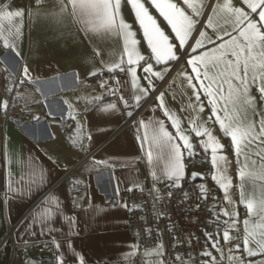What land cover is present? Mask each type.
Listing matches in <instances>:
<instances>
[{
	"label": "crops",
	"instance_id": "obj_1",
	"mask_svg": "<svg viewBox=\"0 0 264 264\" xmlns=\"http://www.w3.org/2000/svg\"><path fill=\"white\" fill-rule=\"evenodd\" d=\"M138 2L154 26L147 18L141 24L127 0H120L117 17L127 27L114 25L111 30L100 27L99 19L74 15L68 0H49L40 6L0 0V10L5 5L8 11L23 10L22 16L0 27L5 91L1 103L8 104L6 110L0 108V264H44L48 257L50 264H81L80 258L83 264H163L160 248H137L128 228L125 193L151 179L172 180L166 170L172 146L184 143L181 136L192 145L191 154L180 149L183 176L190 175L194 166L187 159L206 153L211 181L223 198L215 212L224 228L204 251L211 257L203 253L198 264H264V255L249 256L243 250L245 236L259 233L264 225L247 207L251 201L257 209L264 199V179L258 175L264 145L254 142L237 156L232 137L224 134L217 119L225 126L232 119L255 123L264 119V101L253 87L249 94L256 97L254 110L234 109L216 94L215 84L208 95L188 63L196 59L203 66L202 56H219L234 47L227 36L223 42L216 39L225 29L232 31L234 17L223 4L249 13L250 9L243 0ZM168 4L197 21L183 45L168 18H174L177 28L186 22ZM209 40L224 47L216 49ZM156 41H160L159 63L153 52ZM197 41L204 47H197ZM169 44L174 45L171 53L176 59H168ZM133 49L129 64L128 51ZM149 65L151 72L144 70ZM120 69L129 76L134 102L147 100L141 114L126 124L130 113L117 96L115 78L109 82L105 77L106 71ZM161 124L172 137L167 145L156 139ZM193 129H206L223 147L213 153L209 136H197ZM241 171L246 174L241 176ZM225 231L228 242L223 239Z\"/></svg>",
	"mask_w": 264,
	"mask_h": 264
},
{
	"label": "snow or ice",
	"instance_id": "obj_2",
	"mask_svg": "<svg viewBox=\"0 0 264 264\" xmlns=\"http://www.w3.org/2000/svg\"><path fill=\"white\" fill-rule=\"evenodd\" d=\"M127 2L136 10L137 18L140 20L141 24H143L144 19L147 18L151 21L152 26L155 25V21L148 15V11L144 8L142 3H139L138 0H127ZM68 3L72 6L74 15H87L89 17L99 19L101 22L99 25L100 27L108 30H111L114 25L121 29L127 27L123 21H117L120 0H68ZM185 3H188V0H185ZM243 3L247 5L248 9H250V13L241 8H233L230 3H225L221 6L223 9L228 10L232 14L234 21L231 25L232 31L229 32L225 29L224 34L222 36H218L216 39L223 42L224 37L227 36L229 39L233 40L235 43L232 50L225 51L219 56H216L215 53H213L212 56L207 59L202 56L200 60L204 61L203 66L200 61L196 59L189 60L188 63L193 66V71L196 72L195 79L199 82L200 86L206 90L208 95L212 94L211 88L212 85L215 84L216 94L221 97L222 101L226 99L227 102L231 103L233 108L237 110L241 107H251L254 110L256 97L249 94L251 88L255 87L256 92L259 93V99L264 101V0H255V2H253V0H243ZM155 7L160 8L161 6L159 4H155ZM166 7L174 9L176 15L183 17L186 22L180 28H177L174 23V18H168L169 23L173 25L174 29H176L177 36L180 37V45H183L185 42L184 36L194 29L197 21L193 20L189 16H185L184 12L177 8L174 4H168ZM209 7H211V5H209ZM6 9L7 6L5 5L4 10H0V27L4 25L5 21H11L14 17H20L23 15V10L8 11ZM251 13H254L257 18L254 19L251 16ZM196 14L199 15L200 12L197 11ZM155 31L159 33L163 40H167V37H164L163 33L159 32V29H155ZM182 32L184 35H181ZM233 33H235V35H233ZM145 35H149V28L147 25H145ZM200 35L203 36L204 34L200 33ZM150 43H152L151 37ZM196 43L197 47H204L200 41H197ZM209 43L213 44L216 49L224 47L223 43L217 45L214 40H209ZM180 45H175V47L178 49ZM172 47H174V45H168V59L170 60L177 58L175 54L171 53ZM189 47H191V45H189ZM193 51H195V49H193ZM153 52L157 53L156 58L159 63L161 60L160 41H156L153 44ZM134 54V49L128 51L129 64L133 62L131 57ZM140 59H143V57H140ZM116 67H119V65H116ZM144 70L151 72V65ZM25 73L27 74V69H25ZM153 75L163 78L160 73H153ZM191 79L193 78L189 77L190 82ZM225 83L228 84L227 90L224 88ZM192 87L194 89L193 94L196 96V99L199 100L200 94L195 91L196 85H192ZM226 91L227 97L225 98L224 93ZM209 102L212 103L213 101L210 100ZM7 107L8 104L6 101L0 103V108L6 110ZM256 115L258 117L260 116L259 113H256ZM217 119L221 124V128L224 130V134L232 137L237 156L243 155L244 148L254 142L264 145V119H257L255 123L247 121L246 118L244 120L232 119L229 121L227 126H225V122L220 120L219 117H217ZM193 130L196 132L197 136H209L211 144L215 145V147H212L213 153L216 152L217 148L223 147L216 142L215 138L212 137L211 133L206 129L204 132L197 129ZM171 138V135L164 130L163 125L161 124L156 137L158 142L167 145L169 144ZM181 138L184 140V143L183 145L172 146L171 159L166 170V176L169 179H172L173 186L178 183L179 179L184 174L183 165L180 162L181 147L187 149L191 154L192 145L188 142L187 137L181 136ZM256 155L261 156L260 153H257ZM220 159H223V157H220ZM261 160L264 161V156H261ZM253 164H255V161H253ZM244 167L247 168V165ZM245 174L246 173L244 171L240 172L241 176ZM249 174L256 175L257 173ZM258 175L261 179H264V163L261 164ZM198 176H201V174L195 172L192 173V177L194 179ZM213 178L215 179V177ZM201 191H204L203 186H201ZM247 207L250 213L256 211L257 219L264 221V199L260 201V206L257 209H254V205L251 201H249ZM224 214L228 215L227 212ZM244 223L247 224V221ZM234 224L235 221L232 226H234ZM223 239L225 242H228L230 239L228 231L224 232ZM217 244L218 241L213 242L212 247L216 248ZM250 244H255L256 248L250 247ZM235 247L239 250L241 245L237 244ZM243 250L249 256L264 255V225H262L259 233H248V235L245 236L243 240ZM204 255L211 257V252H205ZM177 259H180V257H177ZM80 260L81 264H83L82 258H80Z\"/></svg>",
	"mask_w": 264,
	"mask_h": 264
},
{
	"label": "built area",
	"instance_id": "obj_3",
	"mask_svg": "<svg viewBox=\"0 0 264 264\" xmlns=\"http://www.w3.org/2000/svg\"><path fill=\"white\" fill-rule=\"evenodd\" d=\"M24 1L40 6L49 0ZM112 76L117 96L130 113L126 124L141 114L147 100L140 104L134 102L130 79L124 69L105 72L107 81L110 82ZM4 97L0 62V103ZM125 196L128 228L137 248L162 249L163 264H198L210 240L218 238L224 228L215 212L223 202L222 195L206 178L196 180L186 175L175 186L172 180L151 179L146 185L128 189Z\"/></svg>",
	"mask_w": 264,
	"mask_h": 264
},
{
	"label": "trees",
	"instance_id": "obj_4",
	"mask_svg": "<svg viewBox=\"0 0 264 264\" xmlns=\"http://www.w3.org/2000/svg\"><path fill=\"white\" fill-rule=\"evenodd\" d=\"M201 153H196L195 156H191L187 159L188 165L192 166L194 165L197 168H201V176L196 177V180H200L202 178H206L208 180L211 181V177H210V162L208 159V156L206 153H202L203 156H200ZM190 166V167H191ZM189 174V173H188ZM192 177V176H191ZM212 182V181H211ZM221 194V193H220ZM46 262H44V264H50L51 263V259L48 257L45 259Z\"/></svg>",
	"mask_w": 264,
	"mask_h": 264
},
{
	"label": "rangeland",
	"instance_id": "obj_5",
	"mask_svg": "<svg viewBox=\"0 0 264 264\" xmlns=\"http://www.w3.org/2000/svg\"><path fill=\"white\" fill-rule=\"evenodd\" d=\"M201 169V168H200ZM199 168H197V167H195V166H193L192 168H191V170H190V175L192 176V173H200V174H202V172H201V170H200Z\"/></svg>",
	"mask_w": 264,
	"mask_h": 264
}]
</instances>
